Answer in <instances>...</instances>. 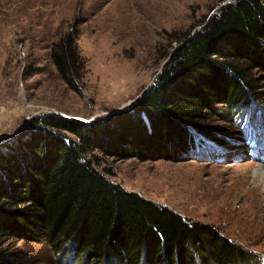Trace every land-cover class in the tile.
<instances>
[{"label": "trees", "instance_id": "16d2710c", "mask_svg": "<svg viewBox=\"0 0 264 264\" xmlns=\"http://www.w3.org/2000/svg\"><path fill=\"white\" fill-rule=\"evenodd\" d=\"M74 29L60 32L50 59L80 93L86 63ZM177 40L135 104L90 123L38 116L0 146V264H22L11 240L47 243L85 264H264L256 249L125 189L103 167L105 156L190 158L195 134L218 143L209 122L218 107L234 121L251 118L253 103L264 107L251 74L264 75V0H231Z\"/></svg>", "mask_w": 264, "mask_h": 264}, {"label": "rangeland", "instance_id": "374dc122", "mask_svg": "<svg viewBox=\"0 0 264 264\" xmlns=\"http://www.w3.org/2000/svg\"><path fill=\"white\" fill-rule=\"evenodd\" d=\"M229 1L0 0V146L38 116L90 123L135 104L169 63L177 38L199 30ZM72 26L86 63L80 93L64 83L50 59L52 43ZM251 74L264 92L263 73ZM253 105L251 118L246 113L237 121L218 107L209 120L221 134L218 143L199 142L195 134L198 147L190 158L105 156L103 167L125 189L218 227L264 257V195L251 191L264 168V107ZM9 244L22 264H85L71 253L61 257L47 243Z\"/></svg>", "mask_w": 264, "mask_h": 264}, {"label": "bare ground", "instance_id": "6f19581e", "mask_svg": "<svg viewBox=\"0 0 264 264\" xmlns=\"http://www.w3.org/2000/svg\"><path fill=\"white\" fill-rule=\"evenodd\" d=\"M256 184L251 188L252 193H258L260 196L264 195V168L259 167L257 172ZM254 201V199H253Z\"/></svg>", "mask_w": 264, "mask_h": 264}]
</instances>
